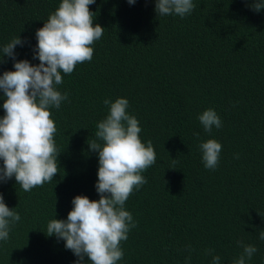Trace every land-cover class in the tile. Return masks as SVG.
Masks as SVG:
<instances>
[{
  "label": "trees",
  "instance_id": "16d2710c",
  "mask_svg": "<svg viewBox=\"0 0 264 264\" xmlns=\"http://www.w3.org/2000/svg\"><path fill=\"white\" fill-rule=\"evenodd\" d=\"M256 2L264 0H193L183 18L158 16L156 0L89 5L103 35L91 61L61 72L56 89L68 99L49 108L58 173L28 192L14 176L0 181L5 204L21 217L0 240V264H91L46 230L52 219L67 220L76 196L100 199L99 154L89 142L103 143L95 133L109 115L104 100L117 98L129 101L142 143L151 140L156 153L141 173L147 183L125 202L137 226L117 264H212L215 255L233 264L243 253L238 241L258 249L246 264H264V9L254 11ZM61 3L0 0V76L16 61L39 65L36 32ZM19 36L13 60L3 47ZM6 99L0 89V119ZM209 108L222 121L211 133L198 119ZM209 139L222 145L215 170L199 148Z\"/></svg>",
  "mask_w": 264,
  "mask_h": 264
},
{
  "label": "clouds",
  "instance_id": "9594fccd",
  "mask_svg": "<svg viewBox=\"0 0 264 264\" xmlns=\"http://www.w3.org/2000/svg\"><path fill=\"white\" fill-rule=\"evenodd\" d=\"M95 0H62L44 26L37 30L38 45L34 59L39 65L33 66L28 60L14 63L15 71H6L0 76V89L6 101L5 115L0 119V181L7 182L13 176L25 191L51 182L58 173L57 148L54 141L56 125L51 118L50 107L59 109L62 101L68 99L56 85L63 83L64 74H71L77 64L91 61V45L104 32L99 24L93 26V13L89 5ZM134 4L135 0H128ZM193 0H156L158 16L178 15L181 18L191 14ZM254 11L264 9V3L252 5ZM23 45L20 36L13 38L3 47V54L15 60V48ZM109 106V115L97 124L96 137L103 141L89 142L90 150L98 151L99 169L96 190L98 201L78 195L72 203L73 210L67 220L52 219L46 234L55 235L66 241V249L83 261L87 256L91 264H117L124 252L121 241L128 239L131 228L137 223L132 214L125 210V202L133 190H139L147 180L141 173L156 163V153L149 140L147 145L140 138L141 127L138 119L126 109L129 101L117 98L115 102L104 100ZM205 132L213 127H222V121L214 109H207L198 116ZM199 137V133H195ZM206 169L218 166L222 145L215 139L199 144ZM176 162V159H173ZM175 169V168H172ZM21 217L15 209H9L0 194V240L9 239L11 226ZM259 238L264 240V231ZM243 253L233 264H246L258 249L244 245ZM214 249L206 250L211 255ZM215 255L212 264H220ZM79 264V262H78Z\"/></svg>",
  "mask_w": 264,
  "mask_h": 264
}]
</instances>
